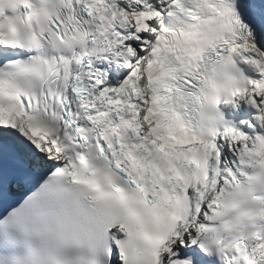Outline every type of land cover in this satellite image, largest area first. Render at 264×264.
I'll use <instances>...</instances> for the list:
<instances>
[{
    "label": "snow or ice",
    "instance_id": "1",
    "mask_svg": "<svg viewBox=\"0 0 264 264\" xmlns=\"http://www.w3.org/2000/svg\"><path fill=\"white\" fill-rule=\"evenodd\" d=\"M0 264H264V0H0Z\"/></svg>",
    "mask_w": 264,
    "mask_h": 264
}]
</instances>
